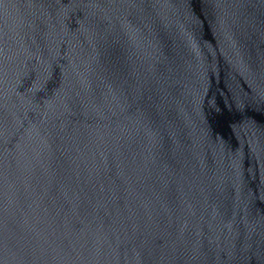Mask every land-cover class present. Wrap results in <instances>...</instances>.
Returning <instances> with one entry per match:
<instances>
[{
    "label": "water",
    "instance_id": "water-1",
    "mask_svg": "<svg viewBox=\"0 0 264 264\" xmlns=\"http://www.w3.org/2000/svg\"><path fill=\"white\" fill-rule=\"evenodd\" d=\"M0 264H264V0H0Z\"/></svg>",
    "mask_w": 264,
    "mask_h": 264
}]
</instances>
